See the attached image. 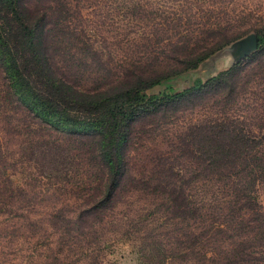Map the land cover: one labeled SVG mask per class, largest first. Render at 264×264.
<instances>
[{
  "label": "trees",
  "instance_id": "1",
  "mask_svg": "<svg viewBox=\"0 0 264 264\" xmlns=\"http://www.w3.org/2000/svg\"><path fill=\"white\" fill-rule=\"evenodd\" d=\"M86 4L0 0V216L30 212L40 196L12 178L16 143L12 154L49 179L68 181L74 202L54 217L69 234L98 233L120 202L142 195L148 209L127 220L149 264H264V211L256 199L264 183V121L256 133L239 120L241 64L182 92L149 94L242 34L210 10L192 29L205 36L194 44L185 34L167 38L185 16L158 22L151 12L150 35L140 28L150 12L139 2L129 8L138 34L109 28L96 13L101 26L91 29ZM257 36L260 54L263 29ZM198 105L216 116L178 126L175 114ZM65 208L76 211L65 215Z\"/></svg>",
  "mask_w": 264,
  "mask_h": 264
},
{
  "label": "rangeland",
  "instance_id": "2",
  "mask_svg": "<svg viewBox=\"0 0 264 264\" xmlns=\"http://www.w3.org/2000/svg\"><path fill=\"white\" fill-rule=\"evenodd\" d=\"M135 2H139L140 6L150 12L146 19L148 21L141 23L140 27L150 35L154 31L152 26L147 25L153 18L151 12L160 14L158 22L169 16L180 18L185 16L182 23L177 24L167 34L168 40L172 38L176 40L181 34H185L186 39H192L191 43L194 44L196 40L205 38L202 34L197 36L194 30L198 28L197 22L206 23L211 14L210 10L218 12L223 18L222 26H231L234 28L233 31L239 30L242 37L218 51L197 70L171 79L150 90L149 94H158L170 88L182 92L192 88L197 79L207 81L230 69L234 64H241L237 114L240 121L251 124L255 132L259 133L258 124L264 121V50L258 54L260 51L258 45V48L250 50L249 54L245 55L243 42H249L252 47L251 37H258L259 30L264 31V0H87V4L84 5V15L88 18L86 23L91 29L101 26L98 20L101 18L98 14H101L102 19L106 18L105 26L120 32L131 28L134 32L131 36H134L138 34L135 28L139 29L135 18L130 17L134 13L129 8ZM207 10L208 14H204ZM92 13H96L98 19L93 18ZM193 16H196L198 21H194ZM167 27L165 24L164 28ZM106 34L112 35L108 32ZM255 55V59L250 61L249 58ZM203 108H205L203 105H198L195 110L177 112L174 117L179 118L177 125L183 126L217 112L215 109L205 112ZM234 112L236 110L231 111ZM170 127L172 126L164 127V130ZM146 136L148 135L144 138ZM154 136H148V139L152 140ZM16 140H19L18 137ZM141 141L143 143L145 139ZM18 146L19 144L15 143L10 149L11 160H17L15 167L10 171L12 178L17 186L26 187L29 191L34 189L40 196L30 212L18 209L15 213L0 216V264H149L140 247V236L135 233L137 227L132 226V221L129 223L127 220L136 218L140 212L141 214L146 212L149 205L145 196L125 198L114 213L108 216L104 223L99 224L98 233L91 232L90 229V233L86 231L84 235L79 231L69 234L60 225L64 224L62 220L54 217L58 208L66 206L70 201L74 202L72 196L75 195L69 191L68 181L63 179L64 176L59 181L49 179L42 175L39 165L27 161L17 153L12 154L14 150L18 152ZM143 152L145 150L141 148L139 153ZM136 168L142 170L141 164L139 163ZM140 173L143 174V171ZM64 186L66 187L63 188ZM256 189L257 202L264 211V183H260ZM73 209L65 208V215L76 211ZM22 214L27 216L29 214V218H24ZM62 233L68 242L64 239L61 242Z\"/></svg>",
  "mask_w": 264,
  "mask_h": 264
},
{
  "label": "water",
  "instance_id": "3",
  "mask_svg": "<svg viewBox=\"0 0 264 264\" xmlns=\"http://www.w3.org/2000/svg\"><path fill=\"white\" fill-rule=\"evenodd\" d=\"M258 37H251V43H252V47H250V44L249 42L247 43L246 41L243 42V45H244V54L245 55H248L250 50H255L256 48H258V45H259V40L257 39ZM247 43V44H245Z\"/></svg>",
  "mask_w": 264,
  "mask_h": 264
}]
</instances>
